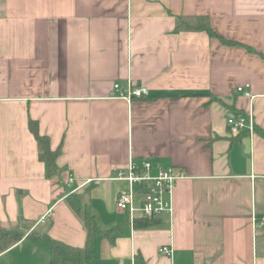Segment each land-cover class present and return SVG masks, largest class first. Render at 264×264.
Masks as SVG:
<instances>
[{
  "label": "crops",
  "instance_id": "1",
  "mask_svg": "<svg viewBox=\"0 0 264 264\" xmlns=\"http://www.w3.org/2000/svg\"><path fill=\"white\" fill-rule=\"evenodd\" d=\"M177 16L242 45L178 30ZM116 83L148 94L112 97ZM232 114H251L252 132L231 135ZM29 120L59 150L52 177ZM262 133L264 0H0V226L82 248L65 201L79 193L99 231L85 264H264ZM129 158L184 175L149 228L115 206L124 183L111 177ZM49 252L23 238L0 264H50Z\"/></svg>",
  "mask_w": 264,
  "mask_h": 264
},
{
  "label": "built area",
  "instance_id": "2",
  "mask_svg": "<svg viewBox=\"0 0 264 264\" xmlns=\"http://www.w3.org/2000/svg\"><path fill=\"white\" fill-rule=\"evenodd\" d=\"M248 86V85H247ZM243 87H238L241 91ZM148 94V89L143 86H133L127 83L122 88L118 83L113 85V96L130 102L132 98H142ZM248 95V93H246ZM226 126L231 135H238L243 130L252 132V115H229L226 118ZM184 175L173 166H161L149 159L138 162L128 159L125 167L118 168L112 180L124 183L115 199L117 210L125 212L130 224L136 218H151L172 214L171 197L175 183ZM72 182L70 177L68 183ZM160 252L165 256H171L169 246H162Z\"/></svg>",
  "mask_w": 264,
  "mask_h": 264
},
{
  "label": "trees",
  "instance_id": "3",
  "mask_svg": "<svg viewBox=\"0 0 264 264\" xmlns=\"http://www.w3.org/2000/svg\"><path fill=\"white\" fill-rule=\"evenodd\" d=\"M176 27L178 30H202L205 31L209 37L217 39L221 44L227 46L242 45L238 42L225 39L218 33H216L209 25L208 19L205 16L198 17H176ZM246 48L251 51L250 47ZM183 96L182 92H177L172 99ZM29 131L34 136L37 143L38 159L46 165V176L52 177L57 172V166L55 163L59 150H52L50 143L45 135H41L38 132L36 121L29 120ZM264 137V133H262ZM65 201L70 207L72 212L76 214L82 221L86 230V242L84 247H72L61 241L50 238L46 233H39L37 231H31L27 235L19 228H4L0 226V252L6 250L11 245L17 243L23 238L31 240L44 241L48 243L50 247L49 258L50 264H85L92 259L93 247L92 242L99 231L96 226L95 217L91 212V209L82 200V195L79 193H70L66 195ZM160 216L145 218H136L133 222L134 228H149L158 224Z\"/></svg>",
  "mask_w": 264,
  "mask_h": 264
}]
</instances>
